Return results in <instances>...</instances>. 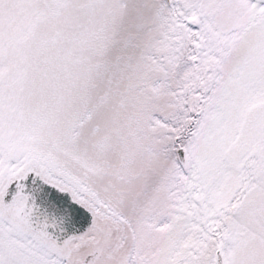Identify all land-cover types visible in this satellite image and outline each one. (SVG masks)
<instances>
[{
    "label": "snow or ice",
    "instance_id": "snow-or-ice-1",
    "mask_svg": "<svg viewBox=\"0 0 264 264\" xmlns=\"http://www.w3.org/2000/svg\"><path fill=\"white\" fill-rule=\"evenodd\" d=\"M0 264H264V0H0Z\"/></svg>",
    "mask_w": 264,
    "mask_h": 264
}]
</instances>
